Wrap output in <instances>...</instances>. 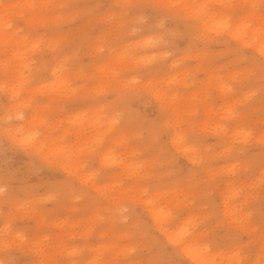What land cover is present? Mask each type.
Returning a JSON list of instances; mask_svg holds the SVG:
<instances>
[{"label": "rangeland", "instance_id": "obj_1", "mask_svg": "<svg viewBox=\"0 0 264 264\" xmlns=\"http://www.w3.org/2000/svg\"><path fill=\"white\" fill-rule=\"evenodd\" d=\"M0 264H264V0H0Z\"/></svg>", "mask_w": 264, "mask_h": 264}]
</instances>
